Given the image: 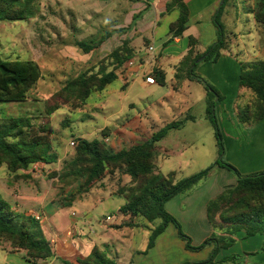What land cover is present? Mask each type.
Listing matches in <instances>:
<instances>
[{
	"label": "crops",
	"instance_id": "crops-1",
	"mask_svg": "<svg viewBox=\"0 0 264 264\" xmlns=\"http://www.w3.org/2000/svg\"><path fill=\"white\" fill-rule=\"evenodd\" d=\"M77 1L81 3L91 2L90 0ZM172 1L176 0H96V4L92 3V7L98 8L95 15L101 17L106 13L104 12L106 9V11H110L111 8L110 14L113 17L105 26L109 30L103 32L98 38L96 37L94 43H97L106 34L108 37L90 53L83 54L91 56L99 54L98 57L100 56V59H102L108 57L112 51L124 43H128L133 53V57L129 59L134 62L133 65L127 66L125 62L123 69L116 71L118 78L122 81V95L118 99L121 101V105H116V101L111 100L112 96L107 97L108 100L104 104V109L108 111V119L112 120L114 116L123 114L124 102L122 101L127 98L130 91L155 92L154 88L156 86H167L166 96L163 95L160 102H148L144 105L142 104L143 100L136 103L131 101L128 103L130 112L123 114V116L115 121L113 120L110 125L106 126L109 131H107L104 141L108 140L107 145L112 152L128 149L148 140L154 132L170 122L183 121V126L170 130L165 138H169L172 132V134H176L174 132L185 129L187 125L197 123V117L192 113L193 103L190 99L195 82L200 91L202 90L205 93V99H207V91L204 86L206 83H212L210 85L220 91L223 100L220 102L221 104L215 107V114H219L221 123L231 124L234 122L235 117L233 118V116L236 113L234 102L240 92L238 91L240 61L235 58L236 55L231 51L230 44H227L228 49L222 52L217 62H203V64L200 62L202 65L200 68L196 67L194 78H189L188 73L185 70L180 71L179 68L180 63L186 58L191 49L189 41L191 37L196 40L194 56L204 54L218 42L219 27L216 24V17L224 2L221 5L222 0H177L185 5L188 19L187 29L182 36L174 37L169 28L170 24L180 16V10L177 7L172 8L170 11L167 10L168 4ZM250 3H246L243 8L247 15L245 20L252 28L257 27L262 30V27L256 23L252 13L254 1L252 0ZM233 5L234 1L228 0L221 14L226 13L229 15L230 10L225 11V8H232ZM173 15L174 18L169 19ZM236 16L238 22L239 17ZM165 19L168 23L167 32L161 33L160 28ZM241 28L242 26L235 25V32L229 30L230 38H232L231 43L238 45L239 51H242L246 58V62L264 60V49H260L253 56L250 54L249 45L245 43L242 46L240 45L241 33L243 32ZM149 47H153L154 50L149 51ZM157 67L165 75L163 84L158 81L153 85L146 83V77L154 75V72L159 70ZM166 67L170 69V80H167ZM227 74L236 77V83L233 84L232 82L231 91L226 86L228 84ZM204 116L206 119L208 118L207 110ZM263 122L264 119L261 123ZM176 141L175 146L172 144L165 145V147L157 145L159 152L156 155L155 165L157 172L162 174L174 172L178 180L181 178L180 174L184 169L196 159L195 154L188 155L187 150L198 147L197 145H201V143L203 144L201 146H204V142L197 139L193 142L183 139H177ZM49 165L51 164H45L43 167ZM213 171L217 174L209 183L202 180L191 191L175 196L165 206L166 210L179 221L184 233L192 239L193 246L201 245L213 232L207 218L208 202L225 189L234 187L237 184V179L226 169L217 166ZM111 176H113V179ZM111 176H106L90 191L78 194L70 202L69 205H72V209L81 214L79 218L77 217L78 222L86 228V230L75 232L76 238L72 240L66 238L65 231L59 234L55 232V227L62 225L65 221H69L71 224L74 222L73 214H68L66 208L54 202L56 198L52 200L51 213L48 214L45 208L41 206L44 202L43 197L39 201V208H35V210V203L38 199L31 194L21 193L18 195L14 210L40 217L39 221L46 240L49 241L50 238L57 236V244L53 247V250L55 249L54 257L47 262H41V264H55L57 258L75 263L77 258L86 257L95 245L105 250L117 264H183L188 261H204L209 257L210 247L199 252L187 250L185 242L179 237L173 224H169L165 231L157 237L151 249H148V240L151 229L155 227L154 223L150 224L137 217L134 218L133 222L140 226L116 228L121 223L118 220L123 217L120 208L126 202L118 194V190L123 185H129L130 177L120 175L118 172ZM116 197L122 199L117 206L118 218L112 223H108L105 218L110 214L107 213L104 219L99 220V223H103L100 230L93 234V230L91 229V231L89 228L90 233H88L89 222L94 218H99L104 210L108 212V206L111 205L110 200ZM88 207H91L90 211L87 210ZM125 217V222L131 221L130 215ZM43 219L46 224L42 223ZM236 239L234 246L220 251L218 259L241 255L242 258L239 259V264H264V254L260 252L264 241L263 236L257 235L245 238L244 233L240 232ZM0 264L34 263L25 259L22 252H16L8 245L0 243Z\"/></svg>",
	"mask_w": 264,
	"mask_h": 264
},
{
	"label": "trees",
	"instance_id": "trees-1",
	"mask_svg": "<svg viewBox=\"0 0 264 264\" xmlns=\"http://www.w3.org/2000/svg\"><path fill=\"white\" fill-rule=\"evenodd\" d=\"M26 2L23 6L22 3ZM228 0H224L217 17L219 27L218 42L204 54L194 56L196 40L190 38V51L180 63V71L185 70L189 78L195 77V69L200 62H217L222 52L228 49V43L223 34V28L218 17ZM252 13L256 23L264 28V0H253ZM34 0H0V20L18 21L33 18ZM177 7L180 10L178 19L170 24V33L174 37L182 36L187 29L188 12L180 1H172L167 10ZM108 35L102 36L97 43L78 41L76 46L85 54L97 48ZM194 56V57H193ZM133 57L128 45L124 43L112 51L107 58L112 59L113 69L101 68L97 72L88 70L65 82L64 86L51 96L47 104V114L51 115L63 105L73 109L81 108L94 92H103L117 80L116 71L127 60ZM201 60V61H200ZM155 80L163 84L165 75L162 71L154 72ZM41 77V69L33 60H8L0 58V102L25 101L29 92L36 86ZM207 116L215 126V136L221 145V133L215 115V107L223 97L212 85L206 83ZM239 86L252 95L250 101L242 108L236 106L237 117L243 124H255L264 119V60L240 63ZM242 96V95H241ZM214 117V121H213ZM183 126V121L170 122L154 132L151 137L128 149L112 152L104 142L102 135L91 140L74 139V155L63 163L56 174L60 190L78 184V189L71 193L70 202L79 193H85L95 187L108 175L118 172L130 177L129 185L119 188L118 194L125 199L120 208L124 215H130L131 221L124 222L116 228L138 227L134 218L140 217L152 224L161 222L151 229L148 249H151L157 237L165 231L169 224L177 229L179 237L185 242L187 250H202L210 247L209 257L200 262L183 264H239L241 255H232L218 259L221 250L235 245L238 233H244L245 238L257 235L264 237V171L242 176L231 164L222 157L205 170L192 174L181 180L176 179V173L162 174L156 171L157 143L166 137L172 129ZM58 159L51 152V143L45 135L32 133L29 119H0V166L6 164L11 174L29 170L33 164H52ZM233 172L237 179L234 187L218 194L207 204V218L212 234L199 246H193L192 239L186 235L179 221L166 210V203L179 194L191 191L202 180L208 178L215 167ZM26 177L32 176L29 173ZM71 204V203H69ZM70 206V205H66ZM0 242L8 245L16 252H22L25 259L41 264L54 257V251L46 240L42 225L36 216L18 212L0 194ZM264 254V241L260 249ZM251 255V254H246ZM61 264H117L108 253L95 245L91 252L83 258H77L75 263L60 259Z\"/></svg>",
	"mask_w": 264,
	"mask_h": 264
},
{
	"label": "rangeland",
	"instance_id": "rangeland-1",
	"mask_svg": "<svg viewBox=\"0 0 264 264\" xmlns=\"http://www.w3.org/2000/svg\"><path fill=\"white\" fill-rule=\"evenodd\" d=\"M34 1L35 17L18 21L0 20V58L33 60L41 69V77L36 86L29 92V96L25 101L0 102V119H29L32 133L45 135L51 143V152L57 153L59 157L55 163L39 168L36 174L30 177H26L27 174L22 171L19 174H11L6 164H2L0 166V194L13 208L17 204L18 195L21 193L31 194L38 199L34 209L39 208V201L43 197L44 202L41 206L45 208L48 214L51 213L52 200L56 198L54 202L66 208L68 214H73L74 222L72 224L69 221H65L62 225L55 227L56 233L59 234L65 231L66 235L68 230L74 232L86 230L77 220L81 214L72 209V205L66 206L70 203L71 191L78 189V184L65 190H60V184L55 174L61 170L66 160L73 157L74 146L71 145V142L75 139L74 137L91 140L104 136L109 131L106 127L107 125H110L113 120H117L123 114L130 112L129 102L133 101L136 103L143 100L142 104L144 105L148 102H160L163 95L166 96L167 86H156L154 88L155 92L130 91L127 98L122 101L124 102L123 114L114 116L112 120L108 119V111L104 109V104L108 100L107 97L112 96L111 100L116 101V105H121V101L118 100L122 95V81L120 78H117L103 92H94L79 109H73L70 105H63L53 114H47V104L51 96L59 91L66 81L88 70H93L95 73L101 68L107 69V71L113 69L112 59L107 58V56L100 59V56L98 57L99 54L84 55L76 46L79 40H85L87 43L92 42V40L95 41L98 36H101L103 32L109 30L105 26L113 16L110 14L111 8L110 11H106V9L104 11L106 13H102L101 17L95 15L98 8L94 6L93 8L92 3L96 4V0H90L91 2L86 3H81L77 0ZM233 1L234 5L231 6L232 8H225V11L230 10L229 15L226 13L220 14L218 20L223 28L226 42L228 45L230 44L231 51L236 55L235 58L239 59L241 63L246 62V58L243 52L239 51L238 45L231 43L232 38H230L229 30L235 32V25L242 26L243 32L241 33L240 45L242 46L243 43L249 45L250 54L255 56L260 49H264V28L262 27V30L257 27L252 28L245 20L247 15L243 8L246 3L251 4L250 1L252 0ZM25 4L26 2L24 1L22 5L24 6ZM236 15L239 17L238 22ZM172 18H174V15L169 19ZM226 19L227 21L225 22ZM167 27L168 23L165 19L162 22L160 32H167ZM248 62H253V60ZM201 63L203 64V62ZM201 63L198 64V68L202 65ZM122 67L123 65L118 68V71H121ZM157 69L160 70L159 67ZM165 69L168 72L167 80H170V69L168 67ZM235 78L232 74H227L226 76L228 82L226 86L229 91L232 90V82L233 84L236 83ZM193 87L194 90L191 92L190 99L193 103L192 113L196 115L198 122L187 125L183 130L174 132L176 134H172V132L169 138H164L157 143L160 147H165V145L171 144L175 146L177 139L192 142L197 139L204 142V146H201L203 145L201 143V145H197L198 147L187 150L188 155L194 153L196 159L184 169L180 174L181 178L178 180L207 169L221 157L224 162L231 164L242 176L264 171V122L261 123L260 121L246 125L239 121L237 113H235L233 116V118L235 117L234 122L224 124L221 123L219 114L213 115L218 123L222 138L223 151L220 154V146L215 136V126L211 119H206L204 116L207 106V99L204 97L205 93L202 90L200 91L196 82ZM216 90L220 93L217 88ZM238 91H240L239 96L236 97L234 105L236 104V106L242 108L251 100L252 95L249 91L241 89L240 86H238ZM105 138L106 135L103 140ZM104 142L106 144L109 143ZM157 152H159V149ZM228 172L236 178L233 172ZM216 174L213 171L208 178L204 179L205 183H209ZM111 177L113 179V176ZM55 193L57 194L55 195ZM121 201L122 199L119 197L112 198L110 200L111 205L108 206V212L104 210L99 218L92 219L89 222L87 232L90 233V228V230H93V234L97 233L103 226V223H99V220L104 219L107 213L110 214L107 217L111 218L109 221L107 217L105 218L108 223H112L118 218L117 206ZM21 210L24 211L22 208ZM87 210L90 211L91 207H88ZM122 216L118 220L121 223L125 222V216L127 215L122 214ZM160 222V220L155 221L154 226H157ZM42 223L46 224V221L43 219ZM56 237H52L55 242L54 245L57 244ZM66 238L69 240L75 239L76 233L73 237L66 236ZM0 243L6 245L2 242ZM199 251L201 250L192 252ZM55 264H61L60 258H57Z\"/></svg>",
	"mask_w": 264,
	"mask_h": 264
},
{
	"label": "built area",
	"instance_id": "built-area-1",
	"mask_svg": "<svg viewBox=\"0 0 264 264\" xmlns=\"http://www.w3.org/2000/svg\"><path fill=\"white\" fill-rule=\"evenodd\" d=\"M153 50H154L153 47H149V51H153ZM133 63H134V62H133L132 60H128V61L126 62V65H127V66H132ZM145 81H146V83H148V84H150V85H153V84L156 83V80H155V78H154L153 75H149V76H147L146 79H145ZM106 142H108V140H106ZM71 145H72V146L75 145V141H74V140H72ZM43 166H44V164H41V163H35V164L32 165V167H31L29 170H27V171H23V172H24V173H29V174H31V175L33 176V175L36 174V172L39 170V168H42ZM36 219L40 220V218H39L38 216L36 217ZM107 220L109 221V220H111V218H110V217H107ZM74 235H75V232L72 231V230H68V231L66 232V236H67V237H73ZM49 243H50L51 247L53 248L55 242H54V240H52V238L49 239Z\"/></svg>",
	"mask_w": 264,
	"mask_h": 264
},
{
	"label": "water",
	"instance_id": "water-1",
	"mask_svg": "<svg viewBox=\"0 0 264 264\" xmlns=\"http://www.w3.org/2000/svg\"><path fill=\"white\" fill-rule=\"evenodd\" d=\"M224 0H222L221 5L223 4Z\"/></svg>",
	"mask_w": 264,
	"mask_h": 264
}]
</instances>
